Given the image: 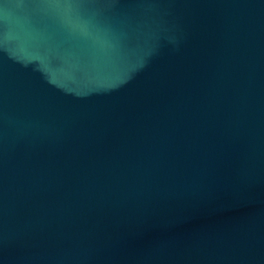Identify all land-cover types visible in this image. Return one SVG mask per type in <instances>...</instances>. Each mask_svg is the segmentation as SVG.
<instances>
[{"label":"water","instance_id":"obj_1","mask_svg":"<svg viewBox=\"0 0 264 264\" xmlns=\"http://www.w3.org/2000/svg\"><path fill=\"white\" fill-rule=\"evenodd\" d=\"M0 264H264V0H0Z\"/></svg>","mask_w":264,"mask_h":264}]
</instances>
